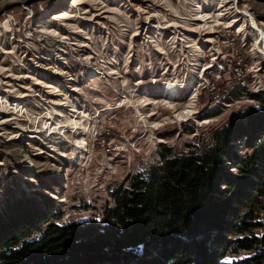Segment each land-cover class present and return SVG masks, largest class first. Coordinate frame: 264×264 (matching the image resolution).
I'll use <instances>...</instances> for the list:
<instances>
[{
	"label": "rangeland",
	"instance_id": "rangeland-1",
	"mask_svg": "<svg viewBox=\"0 0 264 264\" xmlns=\"http://www.w3.org/2000/svg\"><path fill=\"white\" fill-rule=\"evenodd\" d=\"M258 93L264 0H0V202L21 189L61 224L103 221L130 176Z\"/></svg>",
	"mask_w": 264,
	"mask_h": 264
},
{
	"label": "trees",
	"instance_id": "trees-1",
	"mask_svg": "<svg viewBox=\"0 0 264 264\" xmlns=\"http://www.w3.org/2000/svg\"><path fill=\"white\" fill-rule=\"evenodd\" d=\"M252 99L261 108L210 143L165 149L160 165L130 176L103 221L61 224L54 199L7 189L0 264H264V95Z\"/></svg>",
	"mask_w": 264,
	"mask_h": 264
},
{
	"label": "bare ground",
	"instance_id": "bare-ground-1",
	"mask_svg": "<svg viewBox=\"0 0 264 264\" xmlns=\"http://www.w3.org/2000/svg\"><path fill=\"white\" fill-rule=\"evenodd\" d=\"M167 92H168V93H171V92H172V97H173V96H175V95L179 92V86L176 85V84H172V85L169 86ZM78 125H79V124H77V126L75 127V129H77V130L79 131L80 128L78 127ZM68 127H69V126L65 125V126H63V129H68ZM77 130L75 131V133L77 132ZM63 132H67V131L64 130V131H61V132H59V133H56V132L54 133V132H53V134L61 135Z\"/></svg>",
	"mask_w": 264,
	"mask_h": 264
}]
</instances>
